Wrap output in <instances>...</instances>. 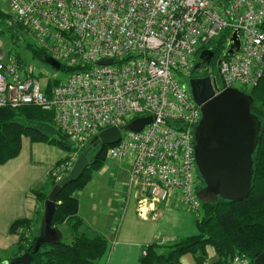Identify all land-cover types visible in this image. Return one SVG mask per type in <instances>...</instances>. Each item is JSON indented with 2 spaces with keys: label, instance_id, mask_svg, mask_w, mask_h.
Returning <instances> with one entry per match:
<instances>
[{
  "label": "built area",
  "instance_id": "built-area-1",
  "mask_svg": "<svg viewBox=\"0 0 264 264\" xmlns=\"http://www.w3.org/2000/svg\"><path fill=\"white\" fill-rule=\"evenodd\" d=\"M34 45L67 67L50 93L33 65L0 47V107L40 106L79 149L58 168L61 179L103 129L140 116L141 131L122 129L109 158L129 159L130 185H144L142 218L176 197L200 214L203 179L195 127L202 116L187 80L199 52L225 30L241 29L238 54L220 57L216 94L252 89L264 69V0H3ZM228 39V38H227ZM227 43V42H226ZM110 59L112 64L100 61ZM239 87V88H240ZM238 88V89H239ZM29 237L30 234L26 233ZM146 255V251H142ZM232 264H250L236 255Z\"/></svg>",
  "mask_w": 264,
  "mask_h": 264
},
{
  "label": "trees",
  "instance_id": "trees-1",
  "mask_svg": "<svg viewBox=\"0 0 264 264\" xmlns=\"http://www.w3.org/2000/svg\"><path fill=\"white\" fill-rule=\"evenodd\" d=\"M0 16L2 18L0 23L6 24L4 19L7 15L0 11ZM8 30L17 39L23 31L27 32L25 27L20 25H8ZM2 32L0 30V34ZM230 33V30H225L209 45L220 57ZM26 47L32 52L33 58L46 62L44 58L49 55L45 49L38 48L31 42H27ZM18 58L20 59V56ZM80 68L63 65L60 70L72 72ZM261 76L252 89H242L253 97L251 111L259 117L262 126L259 144L253 155L254 180L251 194L243 200L229 201L219 196L214 203L201 202L202 212L196 216L199 232L165 246L164 250H161L162 246L156 242L147 245L144 248L146 255L141 256L142 264H181L180 259L187 252L195 255L198 264H204L208 257L209 246L214 248L217 256L211 264H232L236 255L248 258L250 264H254L255 259L264 253V69ZM57 81L54 79L48 82L46 88L48 93ZM53 116V112L31 104L16 108L0 107V164L15 158L21 151L23 138L28 136L33 141H44L67 150L69 154L62 161H67L72 153L79 151L69 135L63 133L53 122ZM108 147L106 145L103 150H100L98 146L92 157L89 156L90 166L84 170L77 181L68 183L56 197L57 206L52 223L56 227L67 223L74 231V237L68 241L63 236L58 243L42 244L35 252L33 247L39 230L28 239L24 237L25 240L20 235L18 242H24L20 243L19 251L4 260L9 262L24 252H30L31 264H103V258L109 253V242L102 234L91 236L80 232L83 222L79 217L80 203L75 193L85 188L91 180V175L88 174L90 170L100 169L105 164ZM59 181L60 179L57 180L50 175L43 185L32 190L36 199L46 201L51 188ZM30 223L31 220L28 218H19L11 224V233L18 234L20 226L27 227ZM4 260L0 257V262Z\"/></svg>",
  "mask_w": 264,
  "mask_h": 264
},
{
  "label": "crops",
  "instance_id": "crops-1",
  "mask_svg": "<svg viewBox=\"0 0 264 264\" xmlns=\"http://www.w3.org/2000/svg\"><path fill=\"white\" fill-rule=\"evenodd\" d=\"M68 154L44 141H33L24 137L20 153L0 164V253L4 258L16 254L18 237L11 233V224L19 218L38 221L44 212L45 201L36 199L32 190L43 185L52 175L55 165ZM123 166L111 168L107 163L96 172V184L92 190L87 183L78 198L79 217L83 224L80 232L91 236L102 234L109 242V253L103 258V264H142L144 248L156 242L163 250L165 246L185 236L199 232L196 216L174 197L169 202L157 203V210L148 218L138 214V200L146 195L144 185H130L128 182L130 162L123 161ZM110 170L114 173V188L105 190L101 183ZM128 171V172H127ZM104 174V175H102ZM94 177V174H93ZM89 191L84 192V190ZM84 202H83V201ZM207 253L217 258L214 248L209 246ZM181 264H198L195 255L184 253ZM206 260L204 264H207Z\"/></svg>",
  "mask_w": 264,
  "mask_h": 264
},
{
  "label": "water",
  "instance_id": "water-1",
  "mask_svg": "<svg viewBox=\"0 0 264 264\" xmlns=\"http://www.w3.org/2000/svg\"><path fill=\"white\" fill-rule=\"evenodd\" d=\"M241 41V29L237 27L230 33L222 57L238 54ZM213 56L211 50H201L194 64V72L208 73ZM44 60L57 70L63 66L51 55L46 56ZM100 63L112 64V60L105 59ZM190 87L202 116L195 127L194 154L206 189L225 200H243L252 192L253 155L259 144L262 128L259 117L251 111L253 97L235 87H227L216 94L215 78H211L210 75L191 78ZM153 120L152 116H140L128 122L122 129L141 131ZM122 129L117 125L103 129L93 138L91 145L79 153L67 175L51 188L45 201L44 214L33 251H38L42 244L58 243L62 240L60 228L52 223L56 212L57 195L68 183L77 181L90 166L89 154L92 148L100 146V150H103L106 145L116 144L121 139ZM31 260L32 254L24 252L13 260L9 262L4 260L0 264H31ZM254 264H264V253L255 259Z\"/></svg>",
  "mask_w": 264,
  "mask_h": 264
},
{
  "label": "rangeland",
  "instance_id": "rangeland-1",
  "mask_svg": "<svg viewBox=\"0 0 264 264\" xmlns=\"http://www.w3.org/2000/svg\"><path fill=\"white\" fill-rule=\"evenodd\" d=\"M0 11L4 12V14L7 15V17L4 19V21H6V24L4 22H3L4 24L0 23V30L3 31L0 34V47H3V49H6V51H8V50L12 51L13 50L18 56H20V59L24 62L25 65H27V66L33 65L35 67V69L37 70V73H39V80L42 83V85L47 87L48 86L47 85L48 82L51 81V80L56 79L58 77V75H60V77L63 78L69 73V72H65V71H61V70L57 71V70L53 69L51 66H49V64H47L46 62L40 60L39 58H37V59L33 58L32 52L30 51V49L28 47H26V43L27 42L33 43L34 42V37L31 36L30 34H28L27 32L23 31V33H21L19 35L20 38L17 39L16 36H14L12 34V32H10V30H8V25L9 24L7 25V22H9L11 20L12 12H9L7 4L3 0H0ZM0 19H2L1 16H0ZM209 75L216 76L218 78L219 83L222 84V79L219 78L218 72L216 70L212 69L209 72ZM187 82L189 84L190 77L187 80ZM240 88L243 89L242 87H240ZM244 90H246V89L244 88ZM53 122L55 123L54 119H53ZM56 125H57V123H56ZM57 127H58V125H57ZM53 146H56V145H53ZM107 146L110 147V145H107ZM56 147L59 148L58 146H56ZM59 149H61L64 153H66V155L69 154V152L67 150L65 151L62 148H59ZM97 149H98V146L93 147L92 151L89 154V156L92 157V154L94 152H96ZM105 158H106V161H108L107 164L111 168L116 167V169H117V167L123 166V164H124L123 161H129V159L109 158L108 157V149L106 151ZM63 163H64V161H62V162L60 161L59 163H57V165H55V168L52 171V176L56 177L57 180L60 179L59 176H58L59 175V173H58L59 169L58 168ZM98 170L99 169H92L88 173V174L91 175V178H93V182L89 186L90 190H92V188H94L95 185H96L94 182L97 181L98 173H96V172ZM108 170L109 171L105 175L102 174V175H104V178L98 182V183H101L102 186H104L105 190H108L110 188H114L115 187L114 186L115 183H113L112 179H113L114 173L116 174L117 172H115L114 170H110V169H108ZM93 174H94V177H93ZM204 184H205V182L202 184V186L198 190L199 198H200V204H201V202H207V201L211 202V203H214L215 201H217L218 196L213 194V193H211V192H209V191H207L206 185H204ZM89 189L84 190V192L89 191ZM80 192L81 191H77V194H80ZM201 212H202V204H201V208H200V213ZM43 214H44V212H42L41 218L38 221L39 226L36 225L37 223L36 224L34 223L35 222L34 219L31 220V223L27 227L26 226H20V228L18 229V234H16V237H18V241L20 240V235H22L23 238L25 237L26 239H28L29 237H32L33 233H35L36 231L40 230V226H41L40 223H41V219L43 217ZM57 226L60 228V230L62 232V235L68 241L71 240L74 237V231L72 230L71 226H69L67 223L60 224V225H57ZM26 233H29L30 236L27 237ZM25 238H24V240H25ZM22 242H24V241H22ZM22 242L20 241V242H17L15 244L16 245L15 249L17 251H19L18 250L19 249V245ZM5 255L0 253V257L3 260L7 259V258H4ZM10 256H12V255H10ZM6 257H7V255H6ZM213 259H214V257H210V254H208V257H207L208 263L207 264H211L210 262Z\"/></svg>",
  "mask_w": 264,
  "mask_h": 264
},
{
  "label": "flooded vegetation",
  "instance_id": "flooded-vegetation-1",
  "mask_svg": "<svg viewBox=\"0 0 264 264\" xmlns=\"http://www.w3.org/2000/svg\"><path fill=\"white\" fill-rule=\"evenodd\" d=\"M203 49L211 50L214 53L213 59H212V61L210 63L209 72L212 69L216 70L217 72H219V69H220V65H219L220 64V55L214 49L212 50L210 46L204 47ZM199 54H200V52H199ZM209 72L208 73H201V74H197V73L193 72L192 78H195V77L201 78L202 76H207V75H209Z\"/></svg>",
  "mask_w": 264,
  "mask_h": 264
}]
</instances>
